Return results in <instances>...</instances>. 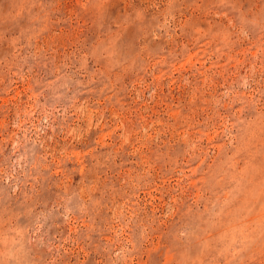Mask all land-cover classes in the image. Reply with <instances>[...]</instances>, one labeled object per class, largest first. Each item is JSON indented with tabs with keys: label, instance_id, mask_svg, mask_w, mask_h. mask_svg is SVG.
I'll return each mask as SVG.
<instances>
[{
	"label": "rangeland",
	"instance_id": "rangeland-1",
	"mask_svg": "<svg viewBox=\"0 0 264 264\" xmlns=\"http://www.w3.org/2000/svg\"><path fill=\"white\" fill-rule=\"evenodd\" d=\"M0 264H264V0H0Z\"/></svg>",
	"mask_w": 264,
	"mask_h": 264
}]
</instances>
